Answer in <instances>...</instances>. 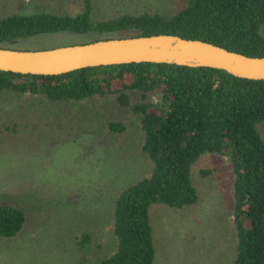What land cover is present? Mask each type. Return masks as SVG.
Instances as JSON below:
<instances>
[{
    "label": "trees",
    "instance_id": "trees-1",
    "mask_svg": "<svg viewBox=\"0 0 264 264\" xmlns=\"http://www.w3.org/2000/svg\"><path fill=\"white\" fill-rule=\"evenodd\" d=\"M82 2L75 15L0 14V46L51 33L96 34L95 40L170 34L264 57V0H182L171 13L123 10L104 18L94 15L92 0ZM0 92L104 109L103 117L119 109L104 120L110 134H125L128 122L138 121L151 172L116 195V250L97 264H157L152 211L198 202L193 174L207 155L225 157L233 176L234 264H264V80L211 67L141 62L60 75L0 71ZM26 221L22 208L0 204V240L17 237ZM77 239L86 251L93 241L89 232Z\"/></svg>",
    "mask_w": 264,
    "mask_h": 264
},
{
    "label": "rangeland",
    "instance_id": "rangeland-1",
    "mask_svg": "<svg viewBox=\"0 0 264 264\" xmlns=\"http://www.w3.org/2000/svg\"><path fill=\"white\" fill-rule=\"evenodd\" d=\"M92 1L99 18L123 10L171 13L182 3ZM82 6V0H0V14L75 15ZM96 37L51 33L10 46L42 49ZM103 111L0 92V204L18 206L27 215L21 234L0 240V264H97L116 250L114 199L123 188L149 175L151 163L141 149L138 121L130 120L125 134H110L104 120L120 110L107 117ZM232 177L225 157L207 155L193 174L198 202L177 211L153 209L157 264H234ZM82 232L92 235L87 251L78 244Z\"/></svg>",
    "mask_w": 264,
    "mask_h": 264
},
{
    "label": "water",
    "instance_id": "water-1",
    "mask_svg": "<svg viewBox=\"0 0 264 264\" xmlns=\"http://www.w3.org/2000/svg\"><path fill=\"white\" fill-rule=\"evenodd\" d=\"M141 62L211 67L240 78L264 80V57L178 35L111 37L45 49L0 46V71L24 75H60L89 67Z\"/></svg>",
    "mask_w": 264,
    "mask_h": 264
}]
</instances>
